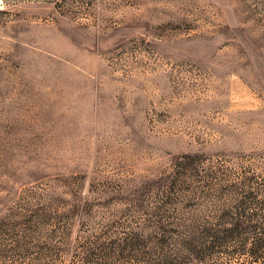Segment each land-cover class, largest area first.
Returning <instances> with one entry per match:
<instances>
[{"label": "rangeland", "instance_id": "rangeland-1", "mask_svg": "<svg viewBox=\"0 0 264 264\" xmlns=\"http://www.w3.org/2000/svg\"><path fill=\"white\" fill-rule=\"evenodd\" d=\"M0 264H264V0H0Z\"/></svg>", "mask_w": 264, "mask_h": 264}]
</instances>
